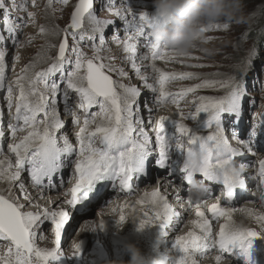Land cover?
Segmentation results:
<instances>
[{
	"label": "snow or ice",
	"instance_id": "snow-or-ice-1",
	"mask_svg": "<svg viewBox=\"0 0 264 264\" xmlns=\"http://www.w3.org/2000/svg\"><path fill=\"white\" fill-rule=\"evenodd\" d=\"M36 4V0H12L11 10L25 12L27 20L20 17L21 23H10L8 13L9 7L4 0H0V10L5 13L4 31L0 32V89H7V107L9 111L15 106L14 114L6 125L3 123V112H0V143L7 140L10 135L12 142L7 143L8 151L14 155V163L9 157L0 159V180L7 181L9 185L18 184L19 191L24 194L23 198L31 202V197L26 191L22 182L21 173L27 168L33 185L41 188H55L53 183L54 174L69 164L73 165L74 183L64 193V203L69 208L60 207L50 209L47 207L37 211H24V204L17 203L9 195L0 194V241L7 242L6 251L0 254V264H60L63 255L61 254V234L70 221L73 211L83 212L97 195V190L105 183L111 182L113 188L118 186L121 190H131L134 178L139 180L148 171V161L153 155L150 145L152 140L143 127V119L140 117L139 97L141 90L136 86L119 84L107 74L106 66L99 55L101 47L105 45L104 29L114 23L113 20L100 19L94 10V0H78L71 13L70 23L63 29L64 36L58 45L57 55L52 58L51 64L39 71H31L35 64L30 62L25 65L20 74L14 80L6 83L5 70L7 48L4 42L11 39L13 46H22L16 36V32L25 24L35 23V13L27 11L28 3ZM67 4L68 0H60ZM47 7H52V0H48ZM53 12L56 9H52ZM108 11L124 21L126 27L132 30V34L120 41L118 36L113 39L123 44V50L130 53L132 68L144 83V87L153 94L152 101H145L146 110L151 113L149 103L154 102L157 106L167 103L176 104L179 110V101L189 93H195L197 89L213 88L219 86L226 89V94L219 97L195 96L192 103L194 111L185 114L179 111L181 119H192L198 121L196 129L189 128L178 120L168 116H160L155 120L156 136L155 144L158 154L154 165L162 170H167L169 177L175 176L178 171L181 183L188 189V203L191 205L190 189L193 181L197 180L199 174L203 179L199 180L204 185L205 197L211 196L212 189L205 181L222 185V195L226 201H232L237 190L246 188V181L243 176L245 165L236 166L234 158L242 157L253 152V144L258 133L255 128L249 133V139H239L237 127L243 119L242 102L247 97V88L243 76H231L226 80H203L201 83L182 87L178 92L168 91V84L176 79H190L194 73L190 72H169L157 67L155 61L170 60L175 58L167 48L153 43L146 32L147 26L155 19L148 10L135 11L125 2L124 12L108 6ZM133 17L132 20L128 16ZM93 32L88 36L84 31L85 19ZM213 27L228 25L217 24ZM207 31V29L205 30ZM7 32L9 35H5ZM41 35H58V26L48 29L40 26ZM99 34V46L93 44V54L88 56L80 47V41L90 39L95 41ZM71 35L72 44H69ZM78 37V38H77ZM143 38L144 47L149 54L140 57L142 60H151L147 65L152 69L153 75L141 74V68L135 63L137 54V41ZM32 36L27 37L31 42ZM49 47L56 45L49 44ZM259 55L258 51H250L248 64H251V57ZM17 52L15 60H19ZM71 66L70 71L66 67ZM59 74V82L52 79ZM121 76L128 74L122 69ZM149 79L152 82H149ZM64 84L63 90L61 84ZM117 87L123 92L117 91ZM62 94L64 111L72 116L74 124L81 125L76 131L75 137L78 148L64 134L57 137V133L65 127V122L60 118L57 108V96ZM75 94L78 101L76 108L83 110L84 117L73 111L69 103V97ZM49 96L51 99H49ZM93 106L99 107V112L92 113L89 110ZM201 114L206 118L200 120ZM227 114L231 121L232 137L237 140V146L229 141L225 135L224 117ZM42 117V118H41ZM166 122L175 126L179 135L168 136ZM94 125V127H90ZM137 125H140L137 128ZM199 128L208 129L207 134H200ZM18 133H25L18 137ZM186 137L187 142L181 139ZM62 141V144H61ZM175 150L183 157L180 160H172L171 151ZM3 149L0 147V152ZM75 154L76 159L70 158ZM199 157V164L193 166L192 158ZM260 185L264 186V159L259 160ZM45 180L47 184L45 185ZM198 181V180H197ZM64 181L61 179V184ZM43 193H41L42 195ZM177 194V199H179ZM18 199V198H17ZM261 199H264V187H262ZM151 207L149 211L142 210V217L139 219V226L159 224L165 236H168V228H174L181 220V213L175 211L168 202L167 195L163 194L159 187L151 192H145L136 202ZM200 203L207 204L206 200H197L195 210L196 219L191 223L193 230L185 235L175 238V247L179 253L178 260L172 264H197V257L203 256L211 250H218L215 256L220 261L223 254L227 253L234 257L239 255L245 261L251 260L252 239L262 236L260 232L237 226L232 219L235 211L232 207H222L219 199L217 202L208 205V211L213 219L223 218L219 232L214 235L212 221L199 207ZM125 204L123 207H130ZM39 208V205H37ZM264 220V215L257 217ZM51 223V231L54 233L55 247L41 248L36 244L37 231L46 222ZM126 217L123 213L117 222L123 224ZM100 228L104 227L101 220ZM198 229L199 231H196ZM43 239L44 237H40ZM76 251L73 256H79L80 246L75 245ZM239 251L236 252L235 250ZM154 264H167L166 260L155 261Z\"/></svg>",
	"mask_w": 264,
	"mask_h": 264
},
{
	"label": "rangeland",
	"instance_id": "rangeland-1",
	"mask_svg": "<svg viewBox=\"0 0 264 264\" xmlns=\"http://www.w3.org/2000/svg\"><path fill=\"white\" fill-rule=\"evenodd\" d=\"M78 0H68L67 4H63L60 0H52V7H47L48 0H36V4L32 5L31 2L28 3L27 11L35 13V23H27L20 30L16 32V36L18 40L21 42L22 46L15 47L13 46L11 39L6 40L4 42V47L7 48L6 55V83L15 79L17 75L20 74V70L30 62L35 64V68L31 71H39L41 69L47 68L51 62L52 58L57 55L58 45L63 39L64 32L63 29L67 27L70 23V17L73 8ZM5 4L9 7L10 11L8 16L10 17V23L19 24L21 23L20 17H23L27 20V15L25 12H16L11 10L12 0H4ZM19 3V0H17ZM125 2L129 4L135 11L139 12L141 10H148L149 12H153V2L152 0H94V10L96 15L103 20H113L114 23L109 25L104 29L105 36V45L101 47L100 57L101 61L106 66H110L111 70L109 71L108 67L105 68L107 74L111 75L112 79L119 84H125L128 86H136L141 90L142 95L138 98L140 102V117L143 119V127L145 131L150 133V130L155 127V120L160 116H168L172 117L173 120H178L187 125L189 128H197L194 127L195 123L198 121H194L192 119H181L179 115V111H183L185 114L194 111L195 105L192 103V100L195 96H214L219 97L226 94V89L221 88L219 86L213 88H201L204 90L197 89L195 93H189L186 97L179 101V110L176 104L167 103L163 106H155L156 109L152 108V115L148 116L146 108L144 106L145 101H152L153 94L150 90H147L144 87L143 81L136 74L135 70L132 68V61L129 59L130 53H126L123 50V44L118 43L113 39L114 36H118L120 41L126 39L127 36L132 34V30L128 29L119 17H117L114 12L108 11V6L114 9H120L121 12H124ZM244 5V13L246 16V22L241 24L232 23L227 29L223 27H212L207 29L205 32L204 38L201 41H198L188 54L183 56H175L174 59L170 60H157L155 61L157 67L164 69L165 71L181 73V72H190L194 73V77L190 79H176L171 81L168 84V91L170 92H178L182 87L192 86L198 83H201L203 80H226L231 76H243V79L247 88V97L242 102L243 107V119L237 127V135L239 139L247 140L249 139V133L253 128L256 129L258 135L255 138V142L253 144V152L247 153L238 158H234L236 161V166L239 167L241 164L245 166H250L252 168L249 171L243 172L244 179L246 181V192L251 196H257L255 193V187L249 184V179L245 178L248 174H252L259 170V160L264 159V0H243ZM52 9H56L53 12ZM4 18L5 13L0 10V32L4 31ZM129 20H132L133 17L131 15L128 16ZM43 25L48 29H52L55 26H58V35H41L39 32L40 26ZM223 25V24H221ZM84 31L88 36H92L93 32L88 24L87 18L85 19V28ZM148 30L146 29V32ZM5 35H9L7 32H4ZM95 41L90 39H85L80 41V47L82 51H84L89 57L93 54V44L99 46V34H95ZM32 36L33 39L31 42H28L27 37ZM78 38V37H77ZM71 35H69V44H72ZM137 44V54L135 63L141 68V74L147 73L150 77L149 73L152 72L150 67H147L146 63L149 60L140 59L141 56L145 54H149L148 49L144 47L145 41L143 38H140L137 41H133ZM49 44L56 45V47H49ZM257 52L259 55H253L251 57V64H248L249 53ZM19 52L20 58L19 60H15V54ZM16 67L19 69V72L13 74L12 70ZM123 70L128 75L121 76L120 70ZM204 69V70H203ZM71 66L66 67V71H70ZM52 79L59 82L60 77L57 74ZM149 82H152L149 79ZM64 84H61V88L63 90ZM117 91L123 92L122 89L117 87ZM7 96V89H0V112H3V123L6 125L9 121H11V117L14 114L15 106L11 111H9L7 107V100L5 97ZM49 99L51 97L49 96ZM57 108L60 114V118L65 122V127L61 132L57 134V137L63 135V131H66L68 135L71 134L70 140L76 146L78 142L76 137L74 139V133L79 130L81 125L74 124L72 120V116L64 111V103L62 99V94H58L57 96ZM78 101V97L75 94H71L69 97V103L73 106V111H75L80 117L81 121L84 117L83 110H80L75 107ZM154 102L149 103L148 107H153ZM156 105V104H155ZM92 113L99 112L98 106H93L92 109L89 110ZM69 115L70 117H65ZM42 118V117H41ZM206 118L205 114H201L200 120ZM90 127H94V125H90ZM137 126V128H139ZM224 127H225V135L228 137L229 141L233 144V146H237V140L232 137V126L231 121L228 118L227 114L224 117ZM156 128L153 129L152 132L155 131ZM166 131L168 136L179 135L175 131V126L173 124H169L166 126ZM208 129L199 128L200 134H207ZM73 133V134H72ZM25 133H18V137L24 135ZM151 136V135H150ZM149 136V137H150ZM73 137V138H72ZM181 139L187 142L186 137H181ZM152 144L150 145L153 150L152 157L156 158L158 151L155 149V139L151 137ZM12 142V138L9 135L7 140L0 143V147H2L3 151L0 152V159L4 157H9L14 163L15 157L11 154L7 149V143ZM62 144V141H61ZM157 147V146H156ZM78 148V147H77ZM174 156V157H173ZM172 160H180L182 161L183 157L179 155L175 150L171 151ZM72 161L76 159L75 154L70 158ZM241 163V164H237ZM180 166V165H178ZM175 176L180 178V174L178 171ZM73 165L69 164L67 167L63 168L57 174H54L53 183L56 185L55 188H41L32 184L28 180V171L27 168L21 173V177L25 179L22 182L25 184V188L29 196L31 197V202L25 200L23 198L24 194H19L18 184L9 185L7 181L0 180V194L9 195L13 194L14 199L17 203H21L25 205L24 211H37L42 210V208L47 207L50 209H58L60 207L69 208L67 204L64 203V199L70 198L64 197V193L71 188L74 183L72 175ZM199 175V174H198ZM197 175V176H198ZM26 176V177H25ZM167 170L159 169L154 165V161L148 168V171L144 177H141L137 180L139 183L134 184L130 190L129 197L130 200L127 203L131 205L130 207H123L124 203H119L116 205V201L113 202L114 194L111 189L103 190L94 197L93 201L88 205L87 209L83 212L73 211L70 216L69 223L65 226V230L61 234V254L63 255L60 264H106L107 261L112 260H128L129 255L125 250V245L127 243H134L141 250L145 249L143 245L139 244L136 233L134 231L125 230L126 224L133 223L134 213L133 210L141 211V208L145 211H149L151 213L152 209H149L148 206L136 203V198L138 196H143L145 192L152 191L149 187L144 184H152L157 183L159 177L166 178ZM169 177V176H168ZM170 178V177H169ZM259 178V177H258ZM28 181H27V180ZM61 179H63L64 183L61 184ZM199 177H197V180ZM199 181V180H198ZM160 182V181H159ZM158 182V183H159ZM47 184V180H45V185ZM111 184V182H110ZM159 185L161 187V192L166 195V190L169 188L170 190L178 191L179 188L175 187V185ZM260 184V178L255 182V185ZM118 186V182H117ZM253 186V187H252ZM5 187H8L6 190H3ZM220 187V186H219ZM113 188V187H112ZM185 193H187L184 201L178 203L176 199L170 200L168 197V201L181 213V220L178 224L175 225L173 232H170V228L166 229L168 233L172 234V238L169 242V249L161 248L159 243L155 241V237L157 234L151 233V243L148 245V248L153 251L155 247L160 248V254H157L155 258L150 259V261H158V260H166L167 264H172V261L178 260L179 253L176 249L175 238L180 235H185L188 231L193 230L194 226L191 221L196 219L195 210L196 206L194 203V199H192L191 205L188 203V189L185 187ZM119 190V188H116ZM219 188L214 190L215 193H218ZM43 193V197L41 193ZM112 192V194H110ZM104 193V194H103ZM235 197L233 204L231 207L235 209L232 213L233 222L238 226L242 225L240 222H245L247 228L254 229L258 232L259 226L264 222V220H258L257 217L264 215V208L257 207L255 210H248L246 213H240L238 211L241 206L245 209L251 208L253 205L245 202L246 198H244L241 194H237ZM136 196V197H135ZM233 197V198H234ZM18 198V199H17ZM134 198V199H133ZM204 198V197H202ZM201 198V199H202ZM238 198V200H237ZM58 201V202H57ZM55 206L51 208L50 206L54 203ZM249 204V205H248ZM39 205V208H37ZM115 205V206H114ZM186 205V208L184 206ZM199 204L201 210H203L202 205ZM118 206V209L116 208ZM237 206V208H236ZM150 207V206H149ZM99 208V209H98ZM116 210V211H115ZM123 213L126 217V221L121 225L117 222L119 216ZM259 215L254 218V215ZM98 218L105 220L110 227V230H97L99 234H103L104 239L106 241L109 240V235L119 238V243L115 245L113 248H108L105 251V254L102 258L94 253V249L97 248V239L98 235L92 234L91 237L88 236L86 231V223H94ZM254 218V219H253ZM132 220V222H131ZM224 222L223 218L215 219L212 221V228L214 235L219 232L220 224ZM256 222V223H255ZM156 229L158 231L161 230V226L159 224H155ZM255 226V227H254ZM51 223L46 222L41 226V229H36L37 231V240L36 244L41 248H52L55 247L54 243V233L51 231ZM103 229V228H102ZM199 231L198 229H195ZM261 230V235L256 237L257 239H261L264 242V229ZM162 232V230H161ZM263 232V233H262ZM83 234L85 237L83 242L80 245V256L79 259H74L73 253L75 252V243L78 238ZM87 234V235H86ZM113 234V235H112ZM40 237H44L41 239ZM109 237V238H108ZM100 241V240H99ZM7 242L0 241V254H3L6 251ZM252 248V247H251ZM167 250V251H166ZM236 252L239 250L236 249ZM216 255L215 250H211L206 252L203 256L197 257L199 264H234L236 261L240 263H245L243 257L239 255H235L234 257L228 255H224L220 261L217 263L213 262L209 255ZM112 255V256H111ZM116 255V256H115ZM256 261H252V264H256L259 259H261L264 254L259 250L255 249ZM114 257V258H113ZM158 257V258H157ZM236 264V263H235Z\"/></svg>",
	"mask_w": 264,
	"mask_h": 264
},
{
	"label": "clouds",
	"instance_id": "clouds-1",
	"mask_svg": "<svg viewBox=\"0 0 264 264\" xmlns=\"http://www.w3.org/2000/svg\"><path fill=\"white\" fill-rule=\"evenodd\" d=\"M155 19L147 26L153 43L167 48L176 56H183L204 38L205 30L214 25L230 26L246 22L243 0H152ZM193 166L199 157L192 158ZM206 185L194 180L190 198L200 200L205 196ZM128 260H112L106 264H154L145 258L134 243H127ZM199 264V261L197 262Z\"/></svg>",
	"mask_w": 264,
	"mask_h": 264
},
{
	"label": "bare ground",
	"instance_id": "bare-ground-1",
	"mask_svg": "<svg viewBox=\"0 0 264 264\" xmlns=\"http://www.w3.org/2000/svg\"><path fill=\"white\" fill-rule=\"evenodd\" d=\"M150 64V61L148 62V63H146V65H149ZM204 70V69H203ZM17 72H19V69H16V67L12 70V72L11 73H13V74H15V73H17ZM151 76L153 75V73L151 72V73H149ZM201 90H204L205 92L207 91L206 89H201ZM153 107H150V108H153V109H156V107L155 106H157V105H155V104H153L152 105ZM147 111V110H146ZM147 115L148 116H151L152 115V113H149L148 111H147ZM65 117H70L69 115H67V116H65ZM158 118V117H157ZM156 118V119H157ZM172 118V117H171ZM173 119V118H172ZM170 124V122H166V126L167 125H169ZM198 125V123H195L194 124V127L195 126H197ZM137 126H139V125H137ZM154 128H156V127H154ZM154 128H152L151 130H150V133H149V136H150V139H151V137L152 138H154L155 139V136H156V129H155V131L154 132H152L153 131V129ZM193 129H195V128H193ZM62 131V130H61ZM60 131V132H61ZM59 133V132H58ZM57 133V134H58ZM64 134H67V132L66 131H63V135ZM73 134V133H72ZM68 135V134H67ZM75 135V134H74ZM70 136H71V134L69 135V138H70ZM73 138V137H72ZM74 139H75V136H74ZM77 147H78V145H76ZM155 149H157V147H156V144H155ZM158 151V150H157ZM174 157V156H173ZM172 159H174V158H172ZM154 161V158L151 156L150 158H149V161H148V168L150 167V165L152 164V162ZM182 162V161H181ZM238 165L239 164H241V163H237ZM252 168H250V166H245L244 167V170H243V172H246V171H249V170H251ZM22 175V174H21ZM244 176V175H243ZM26 177V176H25ZM71 177H73V179L75 180V176H74V174H73V170H72V175H71ZM197 177H199V179L198 180H202L203 178L200 176V175H198V176H196V179H197ZM259 177V170H257L256 172H253L252 174H248L247 175V177H245V178H248L250 181H249V184L250 185H253L255 188V190H256V193L258 194L257 196H254V197H251L247 192H246V189H244V190H240V189H238L237 190V192H236V194H235V197H237L238 195L237 194H241L244 198H246V200H245V202H243V203H249V204H252L253 206L251 207V208H247V209H245V208H243L242 206H241V208H239L238 209V211L240 212V213H246L248 210H255V208H257V207H263L264 208V199H261V195H262V187H264V186H261L260 184H258V185H255V182L259 179L258 178ZM28 180H29V182H31V179H30V176L28 175ZM25 178L24 177H22V180H24ZM159 180H161L159 183L157 182V183H152V184H149L147 187H149L152 191L155 189V188H157V187H159V185H168L169 183H171L170 184V186H174L175 185V187H177V188H179V191H176V190H170L169 188L166 190V195L170 198V200H172V199H176L177 200V202L178 203H180V202H182V201H184V199L186 198V195H187V193H185V187H186V182H185V184H182L181 183V179L179 178V177H177V176H173V177H166V178H162V177H159L158 178ZM27 180V179H26ZM27 180V181H28ZM133 183L134 184H138L139 182L137 181V179H135L134 178V181H133ZM205 184H209L210 185V187H211V189L213 190V183L212 182H207V181H205ZM252 186V187H253ZM8 187H5L3 190H6ZM116 188H119V186H117ZM116 188H112V186H111V184H110V182H108V183H105V184H103L98 190H97V193H99V192H101V191H103L104 189L105 190H107V189H111V191H113V194H114V198H112L113 199V202H115L116 201V205H119V203H124V204H126L127 203V201L129 202V200H130V196H131V194H129V192H130V190H121L120 188H119V190H117ZM160 189H161V187H160ZM151 192V191H150ZM213 192V191H212ZM221 192H222V190H221ZM41 193V192H40ZM19 194H21V192H19ZM104 194V193H103ZM110 194H112V192L110 193ZM177 194L179 195V199H177ZM42 197H43V194L41 195ZM240 196V195H239ZM238 196V197H239ZM12 197L14 198V196H13V194H12ZM136 197V196H135ZM142 196H138V198H136V201H138L140 198H141ZM235 197L233 198V199H235ZM134 199V198H133ZM232 199V201H226L225 199H223L222 200V202H221V206L222 207H231V204H233V202H234V200ZM202 200H206L207 201V204H205V203H200L201 205H202V207H203V211L205 212V215L209 218V220H211V221H215V219H213L212 218V215H211V213L208 211V205H210V204H212V203H215V202H217L216 200H214V197L212 196V194H211V196H204V198H202ZM236 200V199H235ZM237 200H238V198H237ZM196 201V200H195ZM58 202V201H57ZM57 202H54L50 207L51 208H53L54 206H55V204L57 203ZM169 202V201H168ZM128 204V203H127ZM170 204V203H169ZM195 205H197V202L196 203H194ZM248 204V205H249ZM170 205H172V204H170ZM200 205V206H201ZM115 206V205H114ZM146 206H148V205H146ZM175 206V205H174ZM173 205H172V207H173V209L175 210V211H178L177 209H175V208H178L179 209V207H174ZM116 208L118 209V206H116ZM148 208L149 209H151V207H149L148 206ZM184 208H186V205L184 206ZM232 208H233V206H232ZM236 208H237V206H236ZM99 209V208H98ZM142 208H141V211H136V210H133V212L132 213H134V219H133V223H127L126 224V226H125V230H127V231H134L135 233H136V238H137V240H138V242H140L139 244H141V245H143V247L145 248V249H141L140 251H141V253L145 256V258L146 259H148V260H150V259H152V258H155L156 256H158L157 254H160V248L157 246V247H155V249L153 250V251H151V249L150 248H148V245L151 243V233L152 234H157V236L155 237V241L156 242H158L159 243V246H162L161 248H164V249H169L170 247H169V240L172 238V232H173V229H171L170 228V232L171 233H168V236H165L164 234H163V232H161V230L160 231H158V230H156V229H153V228H156L155 226V224H152V225H145L143 228H141L140 226H139V219H141V218H143L142 217ZM116 211V210H115ZM143 211H145V210H143ZM262 215V214H261ZM257 216H259V215H254L253 217L254 218H256ZM182 218V217H181ZM253 218V219H254ZM101 220H103V219H100V218H98L96 221H94V223H92V225L88 222V223H86V222H84V224H86V226H85V228H86V232L85 233H87L88 234V236L89 237H91L92 236V234H95L96 236L98 235V239H97V243L95 244V246L97 245V248L96 249H94V253H96V255L97 256H99L100 258H102L103 256H104V254H105V251L107 250V247L108 248H113L115 245H117L118 243H119V241L120 240H118L119 238H116V237H114V235L113 236H110L109 235V240L108 241H106V239H104V236H103V234H99L98 232H97V230L99 231V230H103V232L105 231L106 232V230H110V227L108 226V223L105 221V220H103L104 221V227H103V229L102 228H100L99 227V224H100V221ZM131 222H132V220H131ZM256 223V222H255ZM240 224L242 225V227H244V228H247V226H246V223L243 221V222H240ZM239 226V225H238ZM258 226L260 227L259 228V231L261 232V228L262 229H264V222H262L261 224H258ZM241 227V226H240ZM255 227V226H254ZM263 233V232H262ZM86 234V235H87ZM84 235L83 234H81V236L78 238V240H77V242L75 243V245H77V244H79V246L81 245V242H83V240H84V238L85 237H83ZM100 240V241H99ZM251 243H252V248H251V258H252V261H256L255 259H256V256L257 255H255V249H257L258 250V248H259V250L264 254V242L260 239H257V238H253L252 239V241H251ZM74 250L76 251V248H74ZM167 251V250H166ZM215 253H216V255L217 254H219L218 253V250H215ZM226 255H228L227 253H225ZM224 254V255H225ZM209 256L208 257H211L212 259H213V262H215V263H217L218 261H216L215 260V256L216 255H210V254H208ZM80 256V255H79ZM79 256H73L74 257V259L76 258V259H79ZM112 256V255H111ZM116 256V255H115ZM114 258V257H113ZM158 258V257H157ZM236 264H239L237 261L235 262ZM234 263V264H235ZM253 262H251V260L250 261H248V263L247 262H245V263H240V264H252ZM256 264H264V256H262L261 257V259H259V261L256 263Z\"/></svg>",
	"mask_w": 264,
	"mask_h": 264
},
{
	"label": "water",
	"instance_id": "water-1",
	"mask_svg": "<svg viewBox=\"0 0 264 264\" xmlns=\"http://www.w3.org/2000/svg\"><path fill=\"white\" fill-rule=\"evenodd\" d=\"M76 3H78V1H77ZM73 10H74V8H73ZM73 10H72V11H73Z\"/></svg>",
	"mask_w": 264,
	"mask_h": 264
}]
</instances>
